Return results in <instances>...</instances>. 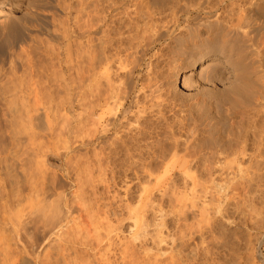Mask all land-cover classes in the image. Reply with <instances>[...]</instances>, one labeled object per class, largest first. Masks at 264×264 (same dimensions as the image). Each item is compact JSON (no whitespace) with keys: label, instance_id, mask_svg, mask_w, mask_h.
<instances>
[{"label":"rangeland","instance_id":"obj_1","mask_svg":"<svg viewBox=\"0 0 264 264\" xmlns=\"http://www.w3.org/2000/svg\"><path fill=\"white\" fill-rule=\"evenodd\" d=\"M0 1V10L4 11L6 10V7L7 9L9 8L10 4L7 0H5L7 2H4L3 0ZM79 1L81 0H35L33 2V6L36 5L37 8L33 7L32 11H30L31 13L29 12L28 14L26 11L23 12L20 10H18V12L17 10L15 11V15H18V17L20 16L21 12H23L21 13L22 17L25 15L23 19L20 18V25H24H21L22 29L19 26V31L16 30V32H11V35L10 32L7 34V31L0 30V32L2 31L0 33V264H68V260L66 258L68 256L65 254V257L64 254L62 255L60 253V248L65 245V242L63 243L61 237L55 234H50V236L49 233L46 232L47 230H44V228L47 227H43L45 225L43 223L45 222V219H43L45 215H42L48 214L52 208L51 214L54 210V214L56 212L62 213L68 208L66 204L68 205L74 200H76V205L74 206L75 208H78L77 204L78 201L80 202V198L77 197V195L81 193L80 189H83L84 198H87L88 201L99 199L102 200L99 201V203L101 202L100 204L109 201L112 203V210H117V214L114 215V212L113 216L111 214H103L101 217L97 216L99 218L95 216L96 220L95 217H91L93 222L90 217L83 215L88 221L91 220L90 223L92 224V227L93 225H96L97 227L99 226L97 228L98 230H93L91 228V235L92 238L97 236L99 239L100 237V241H102V245L100 246L101 248H104H102L99 253L102 254V258L108 256L109 259L111 258L110 262H115H112L111 264H126L127 262V264L132 263V257L128 258L130 256L126 257L125 254L123 255L124 257H122V254L126 245L134 243L135 249L137 248L135 250V252H137L135 253L136 257L134 256L135 258H133L137 261L135 260V263L133 262L134 264H138L139 262V264H264V261H262L264 260V228H262L264 227V98L259 99V102H262H258L259 104L258 106L256 105L257 107L254 105L256 108L252 106L253 102H251V104L246 102V104V100L244 98L241 99V97L240 102L242 103L240 104H243L242 106L237 104L239 107L236 108L234 106L237 105L233 106L231 104H227L233 106L231 119L237 123L235 125L236 128L239 124H241L238 123L240 121L242 124L247 122L243 125L245 127L248 125L250 126L254 122V124H252L254 127L252 126V129L249 128L248 130L251 129L252 131H256L257 129L255 138L250 135L252 134V131L250 130L251 132L248 131L249 141L243 142V144L240 143L238 145L241 146V149H243L242 147H245L246 145L244 148L246 153L247 150L253 149L255 151V149H257V155L254 153L255 155L251 154V156L249 154H241L239 156H216L213 154V145L210 140H208V134L203 132L201 133L202 136L199 135V137H197L196 140L191 144L190 149L192 154H195L196 156L193 155V157L187 158V162L190 164V168L188 167L189 169L178 167L181 161L184 159L179 161V159L176 158L177 161L174 162L175 158L173 159V157L170 156L161 159L158 157L154 158V160L139 158L138 156L132 157V159L130 157H120V159H106L101 162L93 157L85 156V152L82 148H80L79 143L82 136V119L84 118L81 94L84 87V80L81 78L82 76H80L82 63L79 59L80 54H78V52L81 53V44L83 43L80 42H83V39H79L80 35L75 36L78 33L81 34V30L79 31L77 29L79 26L74 20L76 15L75 10L79 8V4H77ZM178 1V4L182 6L184 5L186 7L188 6L187 11L192 14H194L193 12L196 11L198 12L200 10H207V8L213 12L218 11L223 13L225 11L224 13L227 14L230 11L239 12L241 8V6L238 4V0H225V2L222 0H207V2L206 0H192V2L191 0ZM116 2L118 3L119 1L117 0ZM121 2L122 3L119 2V4H123V0H121ZM129 2L130 0H124L125 4H123L124 6H121H123L125 9L128 5L127 7H131V9L126 8V10H124L123 8H120L119 12H125L127 9L128 11L133 10L134 6L132 5V0L130 4ZM168 2V4H173L175 0H168ZM164 4H166V2H164ZM71 6L74 8H71ZM149 6L154 7L151 5V3H149ZM210 6H213V8ZM55 12H57V14ZM124 12L119 13L120 16L118 13H116V11L110 14L104 13V15H100L101 20L105 19L102 21L104 23H102L101 27L103 28L104 32L102 34V29H100L99 33L101 34L98 33L95 36L93 35V39L95 38L97 43H102L103 41L107 43L111 37L110 41L108 42L109 49L105 52L106 54L102 53V57L99 56L98 58V61H100L99 65L101 62H103L100 66L98 65V74H100V77L108 75L110 78L114 79L116 78L117 74L115 72H122V70L120 71L121 67L119 64V60L121 59H119L117 62H112V60H110L111 57L108 59V55L114 53L112 51L114 50V47L116 48V46L121 45L119 42L122 39L125 40V37L121 38V32L124 31L123 24H126L125 20L127 19L124 15ZM105 14H107V16ZM102 15L104 17H102ZM114 16H116V18ZM119 17L121 20L118 19ZM251 19L253 20L254 18L251 17ZM25 20L26 22H24ZM252 20H250L251 23H259L264 19L255 18V20ZM119 28H121V30ZM26 30H28V32ZM105 30L110 34H108V32ZM258 33L259 34L256 36L255 40L257 50L254 46V51H260L261 53L264 51V30L259 31ZM30 34L33 35V40H35L34 37H37V41H33V43L36 45L32 43V47H30V42L32 41H30V38H28L31 37ZM103 35L105 36L103 37ZM77 38L80 40V42H78L79 40H77ZM21 41L23 42L21 43ZM25 41H27L26 44H24ZM28 41H30V45H28ZM75 42L76 44H74ZM38 53L39 55H37ZM68 53L69 55H67ZM262 54H264V52H262ZM41 55L43 57H41ZM46 57L49 58L46 59ZM262 57H264V55H262ZM131 59L128 60L131 61ZM124 60L123 62L120 61L123 63V67L124 63L126 65L130 64L129 62L127 63L128 60ZM262 61H264V59H261V61L257 62L258 64L261 62L262 65L259 66V68L257 67L258 71H255V73L252 74L251 81L255 87L253 88V92H255L254 89H257L256 93H258V90L260 89L259 92L261 91L260 93L264 94V62ZM146 62L144 63V66L146 65ZM113 63L117 66V68ZM103 65H106L107 67L105 66L106 68L102 69L104 67ZM118 67L120 69H118ZM149 71L147 74L146 69L143 67L142 76L146 74L145 77H142L143 80H146V78L150 76ZM147 75L148 77H146ZM152 75L153 73H151V76ZM35 76L37 78L39 77L37 80L41 78V81L39 80L40 84H43L46 81V84H43L42 86L43 88L45 86L47 91L49 90L47 94L49 93L48 95L50 97L48 100L45 92L43 95L46 97L42 95L44 97L43 98L41 96L44 100L41 98L39 106H36L35 108L36 110H26V108H23L25 105H21H27L28 100L32 99L33 97L30 98L31 96L25 94L26 92L22 88L23 85H25L24 83H28L30 77ZM48 76H52L53 79ZM43 78L47 80H44ZM103 81L104 80H102V83L104 85ZM227 81V78H223L221 81L217 82L218 87L221 89L224 84L228 83ZM181 85L182 84H179V87H181ZM16 88L18 89L17 91ZM22 90L24 91L22 92ZM201 90L202 89H200V92L202 93L199 94V97L201 98L200 100H206L210 96H213V98L210 97L208 99H211L210 101L212 102H208L211 103L213 111L217 108L222 114L226 105H224V107L222 106L220 109L219 107L221 106L218 107L216 103H214L215 105L212 104L213 100H215L214 94H212L215 93L213 91L215 89L210 90L207 88L205 91L203 90L204 92ZM209 90L211 91L210 93ZM143 91L144 89L141 90V92ZM208 93L210 95H208ZM237 98L239 100V97ZM190 100L192 99H189V101ZM42 101L45 103L43 104ZM53 102L56 104H53ZM54 107L56 109H54ZM100 112L101 110L99 109L95 115L92 114L90 120H96L98 121V125H104L106 123L104 120L105 117H99L98 115H100ZM97 118H99V120ZM250 119L251 121H246ZM253 119H255V121H253ZM165 127H163V129ZM253 128L255 130H253ZM169 130V128H165L163 131H159L158 134L152 135L154 138L151 137L150 140H152L153 143L159 141L160 143L157 142L159 145L164 143L166 141L167 135L169 134ZM192 133L193 132H189L190 135ZM189 134H187L188 137L193 138V135L189 136ZM250 146L253 147L250 148ZM72 163L75 164L73 165ZM145 163L151 164L152 168H149V165H146ZM172 164H175V167H171ZM192 169L193 171L191 172ZM35 189L38 190L34 191ZM143 190H146V195L142 199L141 195L143 194ZM40 202L42 204H40ZM39 205L43 206L41 207ZM141 206H143L146 214H144L145 217H139V219L136 221L140 226L142 222V225L144 223L148 225L146 228H144V226L142 229L143 231H141V233L143 232L144 234H142L140 238L133 240L132 235L129 233L128 226L135 223V217L129 218V212L131 210L135 211L136 208ZM16 207L18 208L16 209ZM39 214H41V216ZM123 218L125 219L123 224L125 222L126 224L120 225V221ZM77 221L78 220L76 219V222ZM35 223H37V227H35ZM100 223L102 229L100 228ZM103 223H105L106 226L105 224L103 225ZM107 225L109 227L110 225L112 226V231L108 230L110 228ZM96 226L93 228H96ZM95 231L96 233H94ZM105 231L108 232L105 233ZM106 234L108 235L106 236ZM109 235L111 236V239L109 238ZM82 236L85 237L86 235L83 233ZM105 236L108 237L109 240L107 239L106 241ZM68 237L70 239L72 236L68 235ZM76 238H79V236ZM34 240L35 243L38 242L37 240H39L41 243V248L39 247L41 253L39 256H37L38 258L36 257L37 244L34 243ZM53 242L56 245H54ZM71 243H67L69 251L70 245L72 247L75 246L73 250L76 249V251L73 252L71 247L72 252H68L71 258H74L75 256L77 258L84 256V258H88L92 262L95 261V257L98 258L97 254L94 253V250L83 246L81 243ZM48 244L52 245L49 246ZM46 247L47 249H45ZM80 250H82V252ZM45 252L46 254H44ZM43 254L47 255L48 262H46L47 257L46 260L43 258L45 257ZM103 254L105 255L104 257Z\"/></svg>","mask_w":264,"mask_h":264},{"label":"bare ground","instance_id":"obj_2","mask_svg":"<svg viewBox=\"0 0 264 264\" xmlns=\"http://www.w3.org/2000/svg\"><path fill=\"white\" fill-rule=\"evenodd\" d=\"M3 1L4 2L8 1L10 5L8 4L9 5L8 9L6 7V10H4V9H3L4 11L0 10L1 11V13H0V17H1L0 18V30L7 31V34H8V32H10V35H11V32H16V30L19 31L18 27L20 26V28H21V25H23V24L20 25V22H21L20 18L23 19V17L25 15L22 17L21 13L26 11L29 14V12L32 11L33 7L37 8V6L36 5L33 6V4H34L33 2L35 0L34 1L33 0H7V1L3 0ZM116 1H111V0L110 1H108V0H81V1H79L80 3L79 2L77 3V4H79V6L76 5L79 8L77 10H75L76 15H75L74 20L77 23V25L79 26L77 29L79 31L81 30V34L78 33L77 35H75V34L74 35L75 36L80 35V38L79 37L78 38L80 40L83 39V42H80V40L77 38V40H79L78 42L83 43V44H81L82 45V49L80 48L81 51L79 50L81 53L78 52V54H80L79 59L82 63L81 69H80V74H81L80 76H82L81 78H83V80H84V82H83L84 87H83V91L81 93L82 94V101H83L82 106L84 109V118L82 119V136H81V140L79 143H80V148H82L83 151L85 152L84 153L85 156L93 157V158L97 159L99 162L104 161L106 159H117V158L120 159V157H125V158L130 157L132 159V157L138 156L139 158H145V159H151V160L153 159L154 160V158L159 157L161 159V158H166V157L170 156V157H173V159L175 158L174 162L177 161L176 158H178L179 161L184 159L183 161H181V163L178 161L180 163V164L178 163L179 164L178 167L183 168V169H185V168L189 169L190 164L187 162V158L193 157V155H195V154H192V151L190 149L191 144L203 132L208 134L207 135L209 138L208 140H210V142L213 145V147H212L213 148V150H212L213 154H215L216 156H221V155H223V156H225V155H227V156L228 155L229 156L230 155L239 156L241 154H244V155L249 154L251 156V154H254V153L256 154L257 149H255L256 152L253 149H251V150H247V153H246L245 149H244L246 147V145H245V147H242L243 149H241V146L238 145L240 143L243 144V142L249 141L248 140L249 139V132L248 131H250L252 129V126H253L252 124H254V122L250 126L248 125L247 127H245L243 125L246 124L247 122L242 124V122L240 121L238 123H241V124H239L236 128L235 125L237 123H235V121L231 119V115H232L231 113L233 112L232 109H233L234 105H237V104L240 106L243 105V104H240V103H242V102H240V97H241V99L244 98L246 100V101L244 100L245 103L248 102V104H251V102H253L252 106H254V105L258 106V104L262 102L261 100H260L261 102H259V99L264 98V94L260 93L261 91L259 92L260 89L258 90V93H256L257 89H254L255 92H253V88H255V87L253 86L252 81H251L252 74H254L255 71H258L257 67L259 68V66L262 65L261 62L259 64L257 62L261 61V59H264V57H262V55H264V54H262V52H264V51H262L261 53L259 50H258L259 52L254 51L255 49L257 50V47L255 45L256 44L255 43L256 36L259 34L258 33L259 31L264 30V20H262L259 23H251V21H250V20H252L251 17L254 18L253 20H255V18L264 19V0H258V1L257 0H238L239 3L238 2L237 3L241 6L240 11L239 12H233V11L231 12L230 11L227 14L224 13L225 11L223 13L218 12V11L213 12V11L209 10L208 8H207V10H200L198 12L196 11V12H193L194 14H192L189 11H187L188 6L186 7L184 5L182 6V5L178 4L177 3L178 0L177 1L175 0V2L173 4L172 3L168 4L170 2V1L168 2V0H166V1L165 0H148V1L147 0H132V2H133L132 5L134 6V9L128 11V9L129 8L131 9V7H127L128 6L127 5L126 6V8H128L127 11H125V12L123 11L124 15L126 16L127 19L125 20L126 24H123V27H124L123 30L124 31L121 32V34H122L121 38L125 37V40L122 39L119 42V43H121V45L116 46V48L114 47V50H112L114 53L113 54L109 53L111 56L108 55V53H107V55L109 56L108 59H110V57H111L110 60H112V62L113 61L117 62L119 59H121V60H119V64H120L121 69L119 67H118V69H120V71L122 70V72H115V73H117L116 78L113 79V78H110L108 75L100 77L99 76L100 74H98V65L100 62V61H98V58H99V56L102 55V53L106 54L105 52L109 49L108 48V42L110 41L111 37L109 38V41L107 43L105 41H103L102 43H97V40L95 38L93 39V35L95 36L96 34H98L100 29H102V31H101L102 34L104 32L103 28H101V27H102V23H104L102 21H104L105 19L104 20L100 19L101 14H103V15H104V13L110 14L114 11H116V13H118V14L123 13L122 11L119 12V9L123 8V6H124L123 4H125L124 0H123V4H119V2L122 3L121 0H118L119 1L118 3ZM222 1L225 2V0H222ZM130 2H131V0H130ZM130 2H129V4H130ZM164 2H166V4H164ZM191 2H192V0H191ZM203 2H205V1H203ZM206 2H207V0H206ZM0 3H1V1H0ZM149 3H151V5L154 7L149 6ZM121 5H123V6H121ZM6 6H7V4H6ZM76 6H75V9H76ZM129 6H131V5H129ZM169 6H171V7H169ZM67 7H68V4H67ZM203 7H204V5H203ZM71 8H74V7L71 6ZM126 8L125 9L123 8V9L126 10ZM211 8H213V6ZM16 10H17V12H18V10L23 11L21 13L19 12L21 17L20 16L18 17V15L17 16L15 15ZM234 10H235V8H234ZM2 12H3V14H2ZM49 13H51V12H49ZM55 13L57 14V12H55ZM107 14H105V15L107 16ZM115 14H112V15H115ZM103 15H102V17H104ZM119 16H120V14H119ZM114 17L116 18V16H114ZM27 18H29V17H27ZM44 18H46V17H44ZM112 18H113V16H112ZM118 19L121 20L120 17ZM122 20H124V19H122ZM40 21H41V19H40ZM24 22H26V20ZM34 22H35V20H34ZM111 23H112V21H111ZM35 26H37V25H35ZM113 26H116V25H113ZM114 28H116V27H114ZM119 29L121 30V28H119ZM26 31L28 32V30H26ZM54 31H55V28H54ZM106 32H108V31H106ZM101 33H99V34H101ZM108 34H110V33L108 32ZM3 35H6V34H3ZM123 35H125V36H123ZM30 36L31 37H28V38H30V41H32V42L28 41V45H30L29 44V42H30L31 43L30 47H32L33 46L32 43L35 40L37 41V37L36 38L34 37L35 40H33L32 39L33 35L30 34ZM66 36H68V35H66ZM104 36L105 35H103V37ZM112 37H114V36H112ZM7 38H8V36H7ZM27 39H25V40H27ZM17 42H18V40H17ZM22 42L23 41H21V43ZM26 42L27 41H25L24 44H26ZM47 43H49V42H47ZM119 43H117V44H119ZM24 44H23V46H24ZM74 44H76V42ZM3 45H4V43H3ZM34 45H36V44H34ZM78 45H80V44H78ZM121 46H123V47H121ZM254 46H255V49H254ZM66 47H68V46H66ZM26 48H28V47H26ZM70 48H71V46H70ZM28 49H30V48H28ZM51 50H52V48H51ZM57 51H58V49H57ZM69 53L67 55H69ZM18 55H19V53H18ZM37 55H39V53ZM41 57H43V56L41 55ZM76 57H77V55H76ZM121 57H123V58H121ZM124 57H125V60L131 59V61H129V60L127 61V63L128 62L130 63V64H128L129 66L124 63V67H123L122 62L124 60ZM47 58H49V57H46V59ZM105 59H106V57H105ZM257 60H259V61H257ZM13 61H15V60H13ZM120 61H122V62H120ZM145 62H146V65L144 66ZM262 62H264V61H262ZM101 63H103V62H101ZM101 63H100V65H101ZM35 64H33V65H35ZM105 66L102 69L107 67V66L106 67ZM127 67H129V68H127ZM143 67H144V69H146L147 74H148V71L150 70L149 71L150 76L148 77V75H147L146 77H148V78H146V80H143V78H142V77H145V75H146L145 74L142 76ZM79 68H80V66H79ZM116 68H117V66H116ZM58 69H60V68H58ZM163 69H164V71H163ZM10 70H11V68H10ZM51 71H52V69H51ZM67 73H68V71H67ZM105 73H107V72H105ZM151 73H153L152 76H151ZM14 77H15V75H14ZM35 77H30V78L28 77L29 81L26 80V81H28V83H24L25 85H23V88H22L25 90V92H26L25 94H28L29 96H31L30 98L33 97L32 99L28 100L27 105L26 104L21 105V106L25 105L23 108H26V110H29V109L36 110L35 108H36V106H39L41 98L43 96H45V95H43V94H45V92H46V96L48 97V100L50 97L48 95L49 93L47 94V92L49 90L47 91V88L45 86L43 88V86H42L43 84H46L45 83L46 81L43 84H40L41 78L39 79L40 80L39 81V80H37L39 77L38 78L36 77V79H35ZM48 77L52 78V76H48ZM223 78H227L228 83L226 82L227 84H224L225 86L223 85L224 88L221 87V89H220L217 85V82L221 81ZM6 79H5V81H6ZM44 80H47V79H44ZM102 80H104L103 81L104 85L102 83ZM116 82H118V83H116ZM4 83H6V82H4ZM13 83H15V82H13ZM221 83H218V84H221ZM179 84H182L181 87H179ZM24 86H25V88H24ZM8 87H9V85H8ZM10 87H11V85H10ZM207 88L210 90L215 89L217 91L216 92L215 90H213L215 93H212V94H214L215 100H213L212 104L216 103V105L218 107L221 106V107H219L220 109L222 108V106L224 107V105H226L224 107L225 109H223L224 111L222 112V114H221L220 110L217 108H216V110L213 111L211 103L208 102L211 100V99L210 100H208V99L210 97L213 98V96H210L209 98H207L206 99L207 101L205 99H204L205 101L200 100L201 98L199 97L200 96L199 94L202 93V92H200V89H202L201 91H203V90L205 91ZM18 89H19V87H18ZM18 89L16 88V91ZM143 89H144V91L141 92V90H143ZM24 90H22V92ZM185 90L188 93H186ZM210 90H209V93L211 92ZM67 91H68V89H67ZM209 93H208V95H210ZM16 94H17V92H16ZM188 97H189V99H192V100L189 101ZM237 97H239V100ZM259 97H261V98H259ZM43 98H42V100H44ZM53 99H54V97H53ZM25 101H26V99H25ZM42 102H43V104L45 103L44 101H42ZM210 102H212V101H210ZM54 103L55 102H53V104ZM227 104H231L233 106L227 105ZM58 105L61 106L60 104H58ZM238 105L234 106V107L237 108V107H239ZM213 108H215V107H213ZM54 109H56V108L54 107ZM99 109L101 110V112H100V115H98V116L101 118L105 117L104 120L106 123L104 125H101V124L98 125L97 124L98 121L92 119V121H94V122H92L90 120L91 119L90 117L92 116V114L95 115V113ZM252 109H253V107H252ZM167 112H169V113H167ZM249 112H251V111H249ZM58 113H59V111H58ZM169 114H171V115H169ZM97 119L99 120V118H97ZM246 121H251V119L246 120ZM253 121H255V119H253ZM47 122H48V120H47ZM91 126H93V127H91ZM165 126H167V127H165ZM163 127L170 129L169 134L167 135L166 141L160 145L157 144V142H159V141L153 143V141L150 140L152 135L158 134L159 131H163L165 129V128L163 129ZM249 128H251V129L248 130ZM255 128H256V126H255ZM253 130H255V129L253 128ZM242 131H244V132H242ZM256 131H257V129H256ZM256 131H252L251 132L252 134H250L253 138H255V136H256ZM189 132H193V133L190 135ZM187 134H189V136L193 135V138L188 137ZM152 138H154V137H152ZM251 147H253V146H250V148ZM190 163H191V160H190ZM146 165H149V168H152L151 164H146ZM174 165L175 164H172V166L171 165L170 166L175 167ZM168 167H167V170H168ZM116 168H117V166H116ZM192 171H193V169L191 170V172ZM39 174H40V172H39ZM185 177H186V175H185ZM75 180H77V179H75ZM137 181H138V179H137ZM196 186H197V184H196ZM236 187H237V185H236ZM184 188H185V186H184ZM36 190H38V189H35L34 191H36ZM80 190H81V193L77 195V197L80 198V202L78 201L79 205L77 204L78 208L76 207L77 209L74 206V205H76V203H75L76 200H74L72 203H70L68 205L66 204V206H68V208L65 211L62 210L63 211L62 213H60L58 211L59 213L56 212L54 214V211H55L54 210L51 214V211L53 209L51 207L52 209L50 210V212H48V214L42 215V216H44V215L46 216V218H45V216L43 218V219H45L44 220L45 222H43L45 225L43 224L44 225L43 227H47V228H44V230L46 229L47 230L46 232H48L49 235L55 234V235L61 237V239L63 240V243L65 242V245H63V247L60 248V251H61L60 253L62 255L64 254V256H65V254H66V256H68V257L65 256L68 260L67 261L68 264H111L113 262V261L110 262L111 258L109 259L108 256L104 257L105 253L103 254L104 258H102L101 257L102 254L99 253L100 250H102V248H104V247L101 248V246H100V245H102L101 244L102 241H100V237L98 239V237L95 234L94 235L96 237H93V238L91 235V233H92L91 228L93 230H95L99 226L97 227L96 225H93V227L96 226V228H93L90 221L92 220V222H93V219H92L93 217H95V216L101 217L103 214H111L113 216V213L115 212L114 215H116L117 210L116 211L112 210V203L109 201H107L103 204H100L101 202L99 203V201H102L99 199L92 200L93 202L88 201L87 198L86 199L84 198L83 189H80ZM78 192H79V190H78ZM142 192H143V194L141 196L143 199V197L146 195V190H143ZM197 196H199V195H197ZM42 199H43V197H42ZM40 204H42V203L40 202ZM202 204H203V202H202ZM202 204H201V206H202ZM59 205H61V204H59ZM39 206L42 207L43 205H39ZM46 207H48V206H46ZM17 208L18 207H16V209ZM38 208H40V207H38ZM41 209H40V211H41ZM63 209H65V208H63ZM204 209H205V207H204ZM199 211H200V208H199ZM7 213H8V211H7ZM41 214H39V215L41 216ZM144 214H146V213H145V210L143 209V206L136 208L135 211L131 210L129 212V218L135 217L134 218L135 223L131 224L130 226L127 225L128 229H129V233L132 235L133 240L140 238L142 236V234H144L143 232L141 233V231H143L142 230L143 227L145 226L144 228H146V226L148 225L145 223L142 225V223H143L142 222L141 226H140L139 223L136 221L137 219H139V217H142V216L145 217ZM83 215H85L86 217H90V218L92 217V218L90 221H88L86 219V217H84ZM151 215H153V214H151ZM96 217H95V220H96ZM97 218H99V217H97ZM120 218H122V217H120ZM76 219L78 220L77 222H76ZM146 220H147V218H146ZM124 221H125L124 218L121 219L120 225L126 224V222L123 224ZM103 222H104V220H103ZM105 223H107V222H105ZM105 223H103V225ZM5 224H6V222H5ZM35 224H36L35 227H37L38 226L37 223H35ZM15 226H16V224H15ZM105 226H106V224H105ZM111 227L112 226L110 225V227H109L110 229H108V230L112 231ZM125 227H126V225H125ZM100 228H101V223H100ZM262 228H264V227H262ZM96 231L94 233H96ZM34 232H35V230H34ZM107 232L105 231V233H107ZM83 233L86 235L85 237L82 236ZM27 234H29V233H27ZM68 235H71L73 238L71 237L69 239ZM107 235L108 234H106V236ZM110 235H109V238L111 237ZM30 236H32V235H30ZM77 236H79L80 239L76 238ZM6 237H7V235H6ZM109 238L106 237V241H107V239L109 240ZM155 238H157V237H155ZM141 240H143V239H141ZM150 240H152V239H150ZM37 241L38 242L35 243V240H34V243L37 244V246L35 245L37 247V249H36L37 251L35 250L37 252L36 257L39 256L41 253V251H40L41 243L39 240H37ZM71 242H73L74 244L75 243L76 244L81 243L83 246H86L89 249L94 250V253L97 254L98 258L97 257L94 258V255H93V258L95 259V261H93L94 263L91 260H89L88 258L87 259L84 258V256L83 257L81 256L82 258L81 257L77 258L76 256H75L76 258L75 257L71 258L70 254L68 253L71 251V247H72ZM67 243H69V244L71 243L70 251L68 249ZM57 244H58V242H57ZM134 244L126 245V247H124L125 249L124 250L122 249L123 254L120 253V254H122V257H124L123 256L124 254L126 257L130 256L128 258L132 257L131 258L132 263H129V264H134L135 260H136V259H133L136 257L135 253H137V252H135V250L137 248L135 249ZM50 245H52V244H50ZM54 245H56V244L54 243ZM3 247H5V246H3ZM73 248H75V246L72 247V251L75 252L76 249L73 250ZM196 248H198V247H196ZM45 249H47V247ZM105 250H106V248H105ZM80 251L82 252V250H80ZM77 252H78V250H77ZM44 254H46V252ZM44 256L45 257H43V258H45V260H46L47 255H44ZM61 258H62V256H61ZM94 259H92V260H94ZM41 260H42V257H41ZM262 261H264V260H262ZM46 262H48V257H47ZM129 262H130V260H129ZM198 262H199V260H198ZM113 263H115V262H113ZM136 263H138V262H136Z\"/></svg>","mask_w":264,"mask_h":264}]
</instances>
